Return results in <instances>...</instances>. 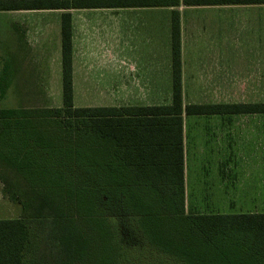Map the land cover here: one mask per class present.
Segmentation results:
<instances>
[{
    "label": "trees",
    "instance_id": "obj_1",
    "mask_svg": "<svg viewBox=\"0 0 264 264\" xmlns=\"http://www.w3.org/2000/svg\"><path fill=\"white\" fill-rule=\"evenodd\" d=\"M216 5H264V0H0L1 11L59 10L61 17L63 108L0 109V159L3 170L25 176L32 194L55 199L50 219H0V264H36L40 245L48 248L43 264H120L117 225L97 212L91 184L64 180L54 170L32 162L8 139L13 127L51 157H64L65 169L92 174V184L121 198L134 216L142 240L167 264H264V212L187 213L184 198L182 114L222 111L219 105L183 106L180 13H172L173 99L165 106L75 107L74 43L71 10ZM233 111L264 113V103L233 105ZM52 120L69 135L47 141L36 129ZM41 121V122H40ZM75 137V138H73ZM35 138V140H34ZM25 145H28L27 143ZM7 148V149H6ZM22 155V156H21ZM25 158V159H24ZM62 164H59V166ZM50 174V175H47ZM53 175V177L51 176ZM4 177V176H3ZM9 185L4 178H0ZM89 184V183H87ZM27 189V187L25 188ZM30 187L27 191H30ZM44 198V199H43ZM70 212L64 213V200ZM48 257V258H46ZM64 259V260H63ZM65 261V262H64Z\"/></svg>",
    "mask_w": 264,
    "mask_h": 264
},
{
    "label": "crops",
    "instance_id": "obj_2",
    "mask_svg": "<svg viewBox=\"0 0 264 264\" xmlns=\"http://www.w3.org/2000/svg\"><path fill=\"white\" fill-rule=\"evenodd\" d=\"M263 6L224 5L222 54L211 52L205 45L200 47L197 38L192 35L197 29L196 10L205 7L181 3L176 8L180 13L181 24L184 109L188 105L225 107L222 111L211 113L188 114L184 111L182 114L183 181L187 213L233 214L236 213L233 212V199L237 197L252 199V206L258 203L263 205V161L242 159L240 155L233 158V150L246 151L248 146L251 150H257L258 145L261 150L264 144V113L226 110V107L233 105L264 103L258 101L256 95L252 101L233 102L232 99L233 87L253 88L263 85ZM167 9L115 8V108L169 105L166 101L162 103V96L164 100L169 86L173 87L172 38L171 33L168 35L166 16L162 17L160 12L153 14ZM204 26L209 28L207 24ZM74 29L73 18V35ZM206 34L208 32L204 34L208 39ZM8 52L5 53L9 56ZM17 54L15 51L14 55ZM218 59H222V67H219ZM12 60L17 65L18 60L9 57L3 64V71L12 70ZM10 79H13V73ZM217 86L224 88L223 101H209ZM190 88L193 94H190Z\"/></svg>",
    "mask_w": 264,
    "mask_h": 264
},
{
    "label": "rangeland",
    "instance_id": "obj_3",
    "mask_svg": "<svg viewBox=\"0 0 264 264\" xmlns=\"http://www.w3.org/2000/svg\"><path fill=\"white\" fill-rule=\"evenodd\" d=\"M204 7L196 10L197 29L193 34L190 31V34L195 35L196 42L200 47L205 45L211 52L216 51L215 54H222L224 5ZM174 9L176 8H168L166 11L153 13L160 12L162 17L166 16L168 35L171 33ZM62 13L63 11L59 10L0 12V109H24L41 113L44 110L63 108L61 81ZM133 13L137 12L134 11ZM72 14L75 28L73 37L75 57L74 105L78 108L115 107V9L73 10ZM262 16L264 23V6ZM203 24L209 25V28L203 27ZM206 32H208L206 34L209 36L208 39L204 36ZM213 34L216 37H213ZM6 51L10 52H8L9 56L5 53ZM15 51L18 52L17 55H14ZM9 57L17 59V65L12 60V70L9 68V71H3V64ZM217 62L219 67H222V59H218ZM11 73H13L12 80L10 79ZM223 89L222 86L214 88L213 97H210L209 101L222 100ZM172 90L169 86L166 100H163L162 96V103L163 101L168 104L171 103ZM232 90L233 102L252 101L255 95L258 101L264 102V73L262 86L258 85V87L253 88L233 87ZM189 92L193 94L192 88L189 89ZM36 129L40 131V134H43L44 138L47 137L48 142H54L56 136H59L63 143L67 144L69 141L70 136L65 135L51 119L39 123ZM24 130L26 129L13 127V138L8 139V141L15 144L14 153L17 154V150L23 155L30 152L32 157L29 159L32 162H40L42 166L51 170L59 168L63 172L64 180L74 182L80 180L84 184L83 186L91 184V190L94 193L88 196L92 200L95 199L93 194L96 196L97 212L100 211L101 213L99 216L107 218L114 225H117L119 254L121 255V259L118 261L120 264L168 263V259L162 253L145 245L134 216L125 207L121 198L115 197L111 192H105V189L99 185L92 184V174H83L77 169H73V172L70 168L65 169L64 162L69 163V161L56 155L51 157L50 153L39 147L35 141L30 142L31 138L25 135ZM26 143L28 145H25ZM239 155L242 159L253 160L254 158L257 161H263L264 164V144L261 150L259 145L257 150H251L250 146L246 151L233 150V158H237ZM3 164L4 161L0 159V178L5 177L9 185L5 187L3 182L0 184V219H50L56 215V212H61L55 207L53 195L52 199L47 202L44 198L42 200L36 197L35 194H32L33 188L26 181L25 176L13 172L7 174L2 168ZM51 176L53 177V175ZM26 187L27 189H25ZM29 187L31 189L27 191ZM254 201L257 202V200ZM252 202L253 200L250 198H234L233 212H264V199L263 205L258 203V205L252 206ZM63 205V214L69 213L70 207L66 199ZM40 248H42L40 249L41 255L37 256L36 264H43L44 254L49 257L48 248L44 244H41ZM44 264L46 263L44 262Z\"/></svg>",
    "mask_w": 264,
    "mask_h": 264
}]
</instances>
